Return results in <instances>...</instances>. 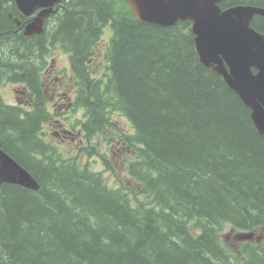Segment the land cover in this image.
I'll return each instance as SVG.
<instances>
[{
  "label": "trees",
  "instance_id": "16d2710c",
  "mask_svg": "<svg viewBox=\"0 0 264 264\" xmlns=\"http://www.w3.org/2000/svg\"><path fill=\"white\" fill-rule=\"evenodd\" d=\"M13 1L0 0V87L24 84L41 100V73L59 47L78 70L71 127L83 143L77 155L53 145L44 105L29 112L0 96V147L40 185L2 187L0 264H264V241L231 251L221 235L224 224L264 228V136L237 93L200 63L191 23L144 24L122 0H64L44 33L26 38L14 29ZM252 25L264 34V19ZM119 146L132 189L81 164L85 155L114 173L108 154Z\"/></svg>",
  "mask_w": 264,
  "mask_h": 264
},
{
  "label": "water",
  "instance_id": "95a60500",
  "mask_svg": "<svg viewBox=\"0 0 264 264\" xmlns=\"http://www.w3.org/2000/svg\"><path fill=\"white\" fill-rule=\"evenodd\" d=\"M63 1L17 0L19 11L26 17L32 16L38 8H48L25 27V36L43 34L46 19L54 6ZM223 1L124 0L141 23L171 27L180 21L190 22L201 64L220 75L237 93L250 110L258 133L264 136V34L252 27L255 17L264 18V8L241 5L222 10ZM5 184L39 190L30 173L0 148V190ZM253 237L254 233L236 235L241 241Z\"/></svg>",
  "mask_w": 264,
  "mask_h": 264
},
{
  "label": "rangeland",
  "instance_id": "374dc122",
  "mask_svg": "<svg viewBox=\"0 0 264 264\" xmlns=\"http://www.w3.org/2000/svg\"><path fill=\"white\" fill-rule=\"evenodd\" d=\"M118 2V6L122 7L124 6L119 0H117ZM110 29H106L105 32L102 34V37L99 40L101 49L97 50L95 52V55L92 57L93 60L96 62L94 63L95 67V71L97 72V70L99 72H101L102 70V62H103V48H104V43L107 42L108 40V36L110 34ZM69 60V55L64 53L63 51L60 50V48L58 47L56 52L54 54H51L47 61V66L46 68L43 70L42 74L44 75V72L47 68H49L50 65H52V61H56V65L59 69H64L65 72L63 75H58L55 74L53 76L52 80H49V82L51 84H59L60 88L64 91H67V97L69 100L73 99V97L75 96V94H77L76 92H73L72 87V82H71V76L72 75H76L78 72L73 71L72 68L73 66L70 65V63L68 62ZM40 67H42V64L40 65ZM81 71V70H80ZM48 76L47 73H45L44 77ZM77 88V87H76ZM2 91V95L5 99V101L9 104L12 105H16L18 104V102H24V98L27 97L28 93L22 94L18 88V86H5L3 87V89H1ZM49 95H56V92L54 91L53 88L49 89ZM50 97H46L45 100L40 101L37 105H39L40 103H44V105L49 106L51 110L55 109L53 103L55 102L54 100H49ZM57 100V98H56ZM37 103V101H35ZM36 105V106H37ZM83 114L81 112H79V116H82ZM70 121L74 122L77 120L76 117H73L71 119H69ZM113 122L118 123L119 125L121 124L122 127H124L126 124V121L119 115H114L113 117ZM125 124V125H124ZM56 130H59V128L57 126L54 127H50V126H45L44 128V132L46 133V139L48 141H50L53 145L61 147V145L63 146V148H74L75 151H73L75 153V155H77V153L80 150V147L82 146V143L77 137H75V140L73 143H70L68 139H63L58 137L57 135L54 134V132ZM83 139L85 138L84 136L82 137ZM73 150V149H72ZM125 152L123 150H121V147L119 146L117 149H115V152L113 154H108V158L111 159V162L115 168V172L112 173L111 171H105L106 168L104 167V165L100 162L94 160V159H88L85 155L81 156V164L84 165L87 161L91 162V168L94 171H98V172H104V177L107 180L108 184L111 186H116V187H120L122 184H125L128 189H132L133 188V184L131 182L128 181V179L126 178V174H125V168L122 162V158L125 156ZM141 200L147 202V200L145 198H140ZM134 204L136 205V201H134ZM189 229L191 230L193 235H199L200 234V227L195 223V222H190L189 223ZM224 229L223 232L221 233L222 235V239L224 244L226 245V247L233 251V250H239L241 248V242L240 244H238V241L235 239L236 238V234L238 233L237 230L233 229L230 225L228 224H224ZM255 231V237H253L254 240H259L257 241V243H263L264 241V228H257L254 230ZM248 241V240H247Z\"/></svg>",
  "mask_w": 264,
  "mask_h": 264
},
{
  "label": "flooded vegetation",
  "instance_id": "af4514ba",
  "mask_svg": "<svg viewBox=\"0 0 264 264\" xmlns=\"http://www.w3.org/2000/svg\"><path fill=\"white\" fill-rule=\"evenodd\" d=\"M236 1V0H235ZM64 2V1H63ZM58 3L54 6L53 8V12L50 13L49 17L46 19V24L49 23L50 21L53 20L54 17L57 16V12L58 11H62V3ZM225 2H229V1H225ZM225 2H223L222 4H224ZM12 5H15L16 7V10H15V13H17V17H15V19H13V23H14V29L16 32H23L24 34V29H25V26H27L29 24V22L33 19L34 16L40 14V12H42L43 10H47L48 8H38L36 10V12L33 14V16H29V17H26L24 16L23 14H21L19 12V7L17 5V0H14L13 2H10ZM236 4V3H235ZM233 7V6H232ZM10 15H13V14H10V13H7ZM264 30V29H263ZM34 37V36H33ZM73 70V68H72ZM65 72L64 69H59L56 65V61H52V65L49 66V68H47L44 72V75L45 73L48 74V76H45V83H44V87H45V90H44V99H46V97H50L49 100H54L55 102L53 103L55 109L51 110L49 106H46L47 110L52 114H59L61 115V119H58V118H54V122L56 124H58L59 127H62L63 124H61L63 122V120L67 119L68 120V117L69 115L72 113V111L74 110V106L76 105V98H77V94H75L74 96V99H71L69 100L68 97H67V91H64L60 88V85L59 84H51L49 82V80H52L53 79V76L55 74H58V75H63ZM254 72L256 73L257 71L254 70ZM50 88H53L54 91L56 92V95H49V89ZM73 89V92H76L77 91V88L74 87L72 85L71 87ZM27 90L24 89L23 93H25ZM57 98V100H56ZM34 98L31 96L30 93L27 94V97L24 98V103H26V108L27 110L31 111V110H34L36 108V102ZM73 101V103H72ZM40 105H44V103L42 102ZM60 124V125H59ZM78 135H81L80 133H78ZM57 136L60 137V138H63V139H68L70 143H73L74 140H75V136L73 135V131L69 128H64V129H61L60 132L57 133Z\"/></svg>",
  "mask_w": 264,
  "mask_h": 264
},
{
  "label": "bare ground",
  "instance_id": "6f19581e",
  "mask_svg": "<svg viewBox=\"0 0 264 264\" xmlns=\"http://www.w3.org/2000/svg\"><path fill=\"white\" fill-rule=\"evenodd\" d=\"M11 156V155H10Z\"/></svg>",
  "mask_w": 264,
  "mask_h": 264
}]
</instances>
